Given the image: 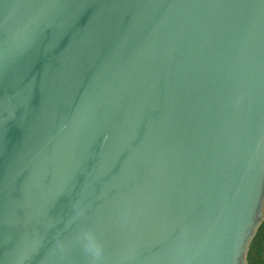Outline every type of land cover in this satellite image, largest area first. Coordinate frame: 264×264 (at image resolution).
Returning a JSON list of instances; mask_svg holds the SVG:
<instances>
[{
  "label": "water",
  "instance_id": "95a60500",
  "mask_svg": "<svg viewBox=\"0 0 264 264\" xmlns=\"http://www.w3.org/2000/svg\"><path fill=\"white\" fill-rule=\"evenodd\" d=\"M264 219V0H0V264H247Z\"/></svg>",
  "mask_w": 264,
  "mask_h": 264
},
{
  "label": "clouds",
  "instance_id": "9594fccd",
  "mask_svg": "<svg viewBox=\"0 0 264 264\" xmlns=\"http://www.w3.org/2000/svg\"><path fill=\"white\" fill-rule=\"evenodd\" d=\"M78 240L83 251L91 257L90 264H100L102 249L93 233L87 230L82 231L78 236Z\"/></svg>",
  "mask_w": 264,
  "mask_h": 264
},
{
  "label": "trees",
  "instance_id": "16d2710c",
  "mask_svg": "<svg viewBox=\"0 0 264 264\" xmlns=\"http://www.w3.org/2000/svg\"><path fill=\"white\" fill-rule=\"evenodd\" d=\"M247 264H264V219L249 246Z\"/></svg>",
  "mask_w": 264,
  "mask_h": 264
}]
</instances>
